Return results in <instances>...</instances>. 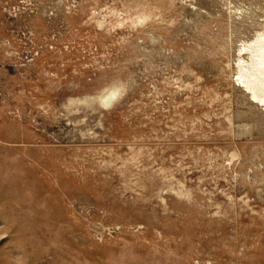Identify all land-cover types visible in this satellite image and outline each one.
Here are the masks:
<instances>
[{"label": "rangeland", "instance_id": "1", "mask_svg": "<svg viewBox=\"0 0 264 264\" xmlns=\"http://www.w3.org/2000/svg\"><path fill=\"white\" fill-rule=\"evenodd\" d=\"M261 35L264 0H0V264H264Z\"/></svg>", "mask_w": 264, "mask_h": 264}, {"label": "bare ground", "instance_id": "2", "mask_svg": "<svg viewBox=\"0 0 264 264\" xmlns=\"http://www.w3.org/2000/svg\"><path fill=\"white\" fill-rule=\"evenodd\" d=\"M251 62L247 66H242L240 81L252 93V98L264 103V35H261L252 46L248 48ZM242 84V83H241ZM117 97V93H112L104 102L109 104Z\"/></svg>", "mask_w": 264, "mask_h": 264}]
</instances>
